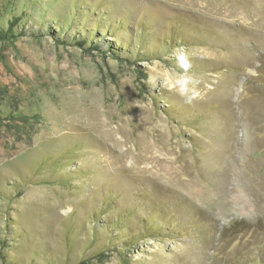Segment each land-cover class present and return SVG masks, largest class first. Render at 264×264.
Masks as SVG:
<instances>
[{
  "label": "rangeland",
  "instance_id": "1",
  "mask_svg": "<svg viewBox=\"0 0 264 264\" xmlns=\"http://www.w3.org/2000/svg\"><path fill=\"white\" fill-rule=\"evenodd\" d=\"M0 264H264V0H0Z\"/></svg>",
  "mask_w": 264,
  "mask_h": 264
},
{
  "label": "clouds",
  "instance_id": "2",
  "mask_svg": "<svg viewBox=\"0 0 264 264\" xmlns=\"http://www.w3.org/2000/svg\"><path fill=\"white\" fill-rule=\"evenodd\" d=\"M174 55L177 61V67L181 71H172L169 76L162 81L168 91L174 92L182 97L186 103L191 104L193 101L201 97V92L198 88L199 80L190 72L192 67L186 51L178 46L174 50ZM156 63V61H153ZM149 82L152 81L151 75Z\"/></svg>",
  "mask_w": 264,
  "mask_h": 264
}]
</instances>
